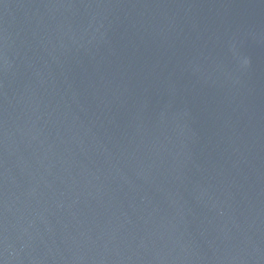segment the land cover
I'll return each mask as SVG.
<instances>
[{
	"label": "water",
	"instance_id": "water-1",
	"mask_svg": "<svg viewBox=\"0 0 264 264\" xmlns=\"http://www.w3.org/2000/svg\"><path fill=\"white\" fill-rule=\"evenodd\" d=\"M0 264H264V0H0Z\"/></svg>",
	"mask_w": 264,
	"mask_h": 264
}]
</instances>
